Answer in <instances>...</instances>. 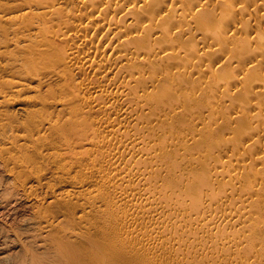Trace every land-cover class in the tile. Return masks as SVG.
I'll return each instance as SVG.
<instances>
[{"label":"bare ground","instance_id":"bare-ground-1","mask_svg":"<svg viewBox=\"0 0 264 264\" xmlns=\"http://www.w3.org/2000/svg\"><path fill=\"white\" fill-rule=\"evenodd\" d=\"M0 168L16 264H264V0H0Z\"/></svg>","mask_w":264,"mask_h":264},{"label":"rangeland","instance_id":"rangeland-1","mask_svg":"<svg viewBox=\"0 0 264 264\" xmlns=\"http://www.w3.org/2000/svg\"><path fill=\"white\" fill-rule=\"evenodd\" d=\"M10 182L11 178L7 172L0 168V193L9 190ZM55 188L59 190L60 184L55 183ZM19 208L17 214L0 210V264H16L20 261L24 255V244L41 251L42 242L40 240L35 242L32 238L37 225L29 220L33 215L31 208L27 205H20ZM58 221L65 224L61 214L55 220Z\"/></svg>","mask_w":264,"mask_h":264}]
</instances>
